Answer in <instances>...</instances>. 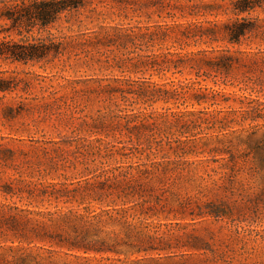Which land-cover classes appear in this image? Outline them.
Returning <instances> with one entry per match:
<instances>
[{
	"label": "rangeland",
	"instance_id": "1",
	"mask_svg": "<svg viewBox=\"0 0 264 264\" xmlns=\"http://www.w3.org/2000/svg\"><path fill=\"white\" fill-rule=\"evenodd\" d=\"M155 1L85 0V7L78 12L62 16L47 29L33 28L30 33L36 38L49 34L68 38L71 43L66 45L59 59L26 64L0 61V77L22 80L6 98H1L0 93V144L13 148L17 153H31L32 148L31 144H21L15 139L57 140L70 136L66 129L60 130L59 134L53 122L43 121L34 128L32 121L37 114H23L13 122H5L1 117V108L16 105L18 96L35 98L57 92L69 103L70 98L74 97L73 87L76 86L80 90L75 97L79 107L84 109L81 116L90 123L103 109L93 90L97 91L99 86L115 77L144 78L165 85V89H170L172 85L193 83L190 92L207 88L208 91L221 93L215 97L212 106L194 105L193 109L187 104L179 106L174 101H158L152 107L134 106L135 112L153 113L156 132L164 136V145L159 154L150 157V160L144 157L123 159L111 162L110 167L151 161L166 165L168 170L163 173L159 168V179L144 194L145 207L149 209L144 216V236L139 238L142 240V250L135 252L134 249L120 246L117 253H84L36 241L11 242L0 234V264H264V54H245L263 50L264 43L258 37L251 36L240 46L224 41L215 45L226 47L232 53L244 52L239 55L241 62L233 64L228 71L224 83L213 84L206 80L196 84L192 75L170 72L152 71L133 75L106 70L104 56L96 54L94 50V38L96 33L107 27L135 26L141 27L143 32V27L149 26V31L156 33L149 40L154 52L175 51V37L179 35V30H172L169 38L162 37L163 28L156 25L170 23L171 19L166 17V11L158 12ZM201 1L212 10L207 11L212 15L191 16L189 9L184 8L182 13L173 11L177 12L175 20L180 23L218 21L217 36L222 39L221 24L233 16L231 13L223 15L222 9L217 8L223 7L227 0ZM170 4L177 5L175 0H170ZM182 4L187 5L186 2ZM249 16L257 18L264 30V5L263 9H255ZM9 23L0 19V40L17 41L19 37L16 35L6 37L4 31ZM201 25L209 27L205 22ZM149 38L147 35L144 41ZM204 47L190 45L184 50L194 51ZM107 49L104 47L103 51ZM97 58L99 62H96ZM58 104L52 109L53 112H57ZM250 107L256 110L251 111ZM188 110L209 113L195 116L180 114ZM60 111L66 116H80V113H73V108L68 105L61 104ZM172 113L173 116L170 115ZM72 122L79 124L77 120ZM165 136L171 139L167 140ZM103 154L97 151L91 154L81 151L80 155L69 152L62 157L63 162H60L61 158L54 161L62 166L58 174L63 173L69 179L85 178L84 175L88 174L86 167L93 174L100 171ZM17 162L16 159L14 163ZM70 162H76L75 169L71 168ZM4 171L0 177L2 181H7L12 177L13 170L9 168ZM0 202L9 201L0 197ZM113 229L116 232L119 230L117 227Z\"/></svg>",
	"mask_w": 264,
	"mask_h": 264
},
{
	"label": "trees",
	"instance_id": "2",
	"mask_svg": "<svg viewBox=\"0 0 264 264\" xmlns=\"http://www.w3.org/2000/svg\"><path fill=\"white\" fill-rule=\"evenodd\" d=\"M182 2L187 5L184 6ZM175 3V6L170 4V0H156L154 3L158 12L166 11V17L171 19L170 23L156 25L163 28L162 37L169 38L172 30H179V35L175 37V51L154 52L149 40L156 33L149 31V26L143 27V32L141 27L135 26L107 27L96 33L94 38V50L96 54L104 56L105 69L133 75L152 71L170 72L192 75L196 84L206 80L213 84L224 83L228 71L233 64L241 62L239 55L244 52L232 53L226 47L215 45L224 41L240 46L251 36L258 37L264 43L260 21L249 16L255 9H263L264 0H227L223 7L218 6L223 15L231 13L233 16L221 24L222 39L217 36L218 21L180 23L175 20L177 12L174 10L182 13L184 8H188L191 16H204L208 14L207 11H212L201 0H175ZM84 7L85 0H0V19L10 21L4 31L6 37H19L17 41L0 40V61L26 64L59 59L66 45L71 43L68 38L51 34L36 38L30 33L33 28L44 30L52 27L62 16ZM203 22L209 27L204 28L201 25ZM147 35L151 38L144 41ZM190 45L205 47L194 51L184 50ZM104 47L108 49L103 51ZM245 54H264V48ZM79 55L75 54V57ZM96 60L100 61L99 58ZM20 83L22 80L15 77H0L1 98H6ZM191 85L178 84L165 89V85L144 78H112L107 84L99 86L97 91L93 90L103 109L90 123L81 116L84 109L79 107L75 97L80 90L76 86L73 87L74 97L70 98L69 103L57 92H49L47 96L35 98L18 96L16 105L1 108V117L5 122H13L23 114H37L32 121L34 128L43 121L53 122L59 134L60 130L66 129L70 136L57 140L15 139L21 144H31V153H17L13 148L0 144V175H4V170L9 168L13 170L12 177L7 181H2L0 177V197L9 201L0 202V234L11 242L36 241L67 251L117 253L120 246L141 251L142 240L139 238L144 236V216L149 209L145 207L144 194L159 179L160 169L163 173L168 170L166 165L151 161L128 166L110 167V164L136 157L150 160V157L159 154L164 145V136L156 132L153 113L135 112L134 106L152 107L158 101H174L179 106L187 104L193 109L194 105L212 106L215 97L221 94L207 88L190 92L193 90ZM57 103H60L56 107L57 112H53ZM61 104L70 106L73 113H80V116L75 118L61 113ZM128 107L131 110H127ZM250 110L256 108L250 107ZM208 113L188 110L180 114L195 116ZM170 115L173 116V113ZM72 120L79 121V124ZM165 138L171 139L168 136ZM81 151L104 153L100 171L93 174L86 167L88 174L84 175L85 178L69 179L63 173L58 174L62 166L54 159L61 158L60 162H63L65 154L80 155ZM16 159L18 162L15 164ZM75 163L70 162L72 169L76 168ZM113 227H117L118 232Z\"/></svg>",
	"mask_w": 264,
	"mask_h": 264
}]
</instances>
